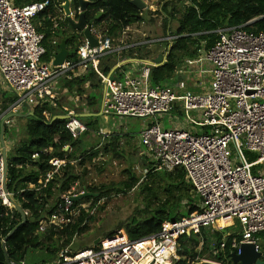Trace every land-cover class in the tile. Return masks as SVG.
<instances>
[{
  "label": "built area",
  "instance_id": "1",
  "mask_svg": "<svg viewBox=\"0 0 264 264\" xmlns=\"http://www.w3.org/2000/svg\"><path fill=\"white\" fill-rule=\"evenodd\" d=\"M48 5L45 2L18 7L15 0H0V86L8 87L18 97L8 112L20 113L23 104L30 111L44 104L57 109L62 82L93 71L105 88L99 112L118 118H154L155 122L137 135L143 148L157 171L172 173L183 169L200 198L197 212L178 221L164 222L157 234L131 240L120 230L100 239L91 248L62 250L53 264H177L181 237L189 233L200 236L203 228H211V233L227 229L231 225L216 228L217 221L225 217L237 220L243 237L240 242L233 240L232 249L236 251L232 253L239 255L243 243L253 244L260 251L258 235L264 233V33H250L242 27L219 30V40L213 48L200 51L196 59L186 60L184 70L179 72L185 79L175 91L152 84L151 68L155 65L145 62L151 58L140 60L134 56L119 60L112 74L103 73L105 61L112 55L147 44L129 40L134 31L131 26L118 36L110 35L107 25L94 26L91 32L98 42L96 47H91L83 36L75 57L70 58L69 54L59 66H54V56L50 63H44V35L37 31L34 20ZM62 18L67 21L65 14ZM58 25L55 23L54 28ZM124 61L127 63L120 65ZM193 72L197 75L191 82L187 76ZM62 108L64 115L69 116L67 129L75 138L92 131L77 116V109ZM175 110L185 112L189 124L201 129L195 128L194 133L185 127L164 129L156 118ZM98 133L103 140L117 136L103 130ZM232 145L238 159L233 158ZM244 149L257 154V160L248 162ZM37 157L38 154L33 156ZM50 164L59 170L67 162L53 159ZM258 165L262 169L254 175L252 169ZM54 174L55 171L47 173L39 184L45 186ZM5 184L4 153L0 145V200L14 209L15 203L11 194L8 198ZM77 195L80 194L75 192L64 197L60 213L70 211L73 205L70 197ZM49 223L63 228L71 220L54 215ZM224 249L222 244L220 250H213V257ZM202 260L228 264L231 258L229 255L222 262L206 258L195 261Z\"/></svg>",
  "mask_w": 264,
  "mask_h": 264
},
{
  "label": "trees",
  "instance_id": "2",
  "mask_svg": "<svg viewBox=\"0 0 264 264\" xmlns=\"http://www.w3.org/2000/svg\"><path fill=\"white\" fill-rule=\"evenodd\" d=\"M89 1L94 4L89 7L87 15L91 18L93 15L103 13V18L97 24L106 22L109 34L112 36H118L123 29L129 26L148 22L149 15L147 16L145 11H139L130 3V0ZM45 2H49L48 7L34 20V22L36 19L40 21L36 28L44 35L43 46L46 54L42 61H51V58L59 52L63 39L68 41L67 47L73 50L70 58L75 57L78 46L84 40L83 35L80 33L68 35L67 21L65 25L60 23L61 28L58 30L54 28V20H58L59 14H62L61 6L64 0H15V5L23 7ZM158 2L161 5L159 13L164 14L162 15L164 32L173 39L165 41L166 46L159 52L167 55L165 63L151 68V81L155 86H162L174 78H178L179 83L184 80V75H178L180 64L186 62L187 59H196L200 51L213 48L219 40L217 33L219 30L242 27L250 33H264V0H158ZM72 6L77 15L78 2L74 0ZM174 21H177L178 27L175 31H170L171 22ZM150 22L152 23L153 20ZM142 46L109 57L113 62L104 64L103 73L108 75L119 60L134 56L140 60L150 59L141 55ZM96 78L97 74L90 71L84 76L62 82L61 86L71 94L83 96L85 86L93 83ZM87 100V109L92 110V113L98 112L96 98L89 95ZM14 102L15 100L11 103L7 102L6 95L0 93V118ZM59 105L58 102V107ZM75 109H80V107ZM57 111L50 104L34 107L32 114L26 118V138L8 153V191L15 205L27 215L23 223L22 214L15 208L9 209L4 206L0 200V264H10L14 261H25L28 264L29 254L38 250L45 251L47 258L34 264H50L62 250L68 247L73 251L85 249L83 245L75 246L74 238L87 230L88 227L83 225L86 218H89V213L85 209H80V215L75 217L73 211L88 199H92L95 205L103 198L110 197L113 192L126 194L137 185H139L140 193L144 195V209L136 211L137 215H133L127 223H121L118 226V230H125L131 240L157 234L164 222L178 221L199 210L197 204L200 198L187 181L183 169L168 173L157 171L152 167L147 175L149 180L141 184L140 179L131 170H126L124 173L128 174L127 181L120 184L86 187L83 192L98 196H89L79 202H73L68 213H60V207L65 204L64 197L75 193L72 192L74 184L83 182L84 176L74 172L75 165L78 163L85 167L87 163L97 159L102 153L119 156V142L122 136L109 138L106 140L109 142L103 147H99V142H96L99 145L95 146L90 139L91 133L99 132L100 129H96L92 118L81 119L92 131L75 138L67 129V120L53 121V118L58 116ZM9 136L10 128L6 125L7 140ZM129 137L134 136L129 134ZM87 147L91 148L88 150ZM66 148L69 149L66 150ZM77 152H80L79 156ZM36 154L38 157L34 159L33 156ZM53 159L66 161L67 164L57 170L50 164ZM51 171H55L53 177L45 186L40 185L41 178H45ZM31 185L34 187L31 188ZM54 215H58L60 219L71 220V223L63 228L51 226L42 233L40 231L42 222L49 223ZM229 230L215 231L209 235L206 230L202 229V239L193 234L181 237L178 249L180 261L177 264H189V262L203 259L206 253L211 255L210 260L222 262L233 251H236L232 249L233 240L235 238L239 242L243 240L240 234L241 229H236L234 233H228ZM117 232H110L106 237H111ZM224 236H226L225 240H223ZM258 237L261 239L260 252L263 253L262 261L264 262V233ZM199 239L203 242L202 250L196 252L190 245H198ZM45 240L51 241L52 244H45ZM4 241H6L5 244ZM222 244H225L224 251L220 252L216 258L213 257V250H220ZM228 264L232 262L229 261Z\"/></svg>",
  "mask_w": 264,
  "mask_h": 264
},
{
  "label": "rangeland",
  "instance_id": "3",
  "mask_svg": "<svg viewBox=\"0 0 264 264\" xmlns=\"http://www.w3.org/2000/svg\"><path fill=\"white\" fill-rule=\"evenodd\" d=\"M147 4V9L144 10L145 14L148 16V22H145L140 25H134L132 28L134 31L130 33V41H144L147 42L145 46L141 47V55L145 57H153L155 53L163 50L166 46L165 41L169 36L164 32L162 26V13H159V9L161 5L158 0H143ZM73 10V6H72ZM63 15L59 14L58 21V30L61 28L60 23L65 25L64 19L60 20ZM150 20H153L151 23ZM37 26L40 21L36 19L34 22ZM55 24V23H54ZM102 26L106 25V22L101 23ZM178 27L177 21L171 22L170 31H175ZM149 41L152 43L149 44ZM61 44V43H60ZM70 53H73L71 47L68 48ZM150 54V56H148ZM53 58H51V61ZM45 61V60H43ZM50 61V62H51ZM44 62V63H50ZM106 63H112V59H107ZM185 62L180 64L179 72L183 71L185 67ZM178 72V75H180ZM197 73H192V75H188L187 78L192 82L193 77H196ZM94 83V84H93ZM93 83H88L85 86V94L83 96H78L77 94H71L68 91H65L62 86H60V91L58 93V101L60 103V107L57 108L58 116L64 115L65 111L62 107H66L67 109H74L76 107H80L77 109L78 114H86L87 109V97L92 95L96 98V109L99 112L101 110L102 101H103V91H104V83L97 76L96 80ZM93 84V85H92ZM179 79L174 78L171 82L162 85L165 89H173L178 91ZM190 89V87H189ZM0 93L6 95V101L11 103L14 100H17V96L8 87L0 86ZM12 106V105H11ZM10 106V107H11ZM84 110H83V109ZM88 110V109H87ZM28 111V107L23 104L19 112L26 113ZM85 111V112H84ZM92 111V110H88ZM92 113V112H91ZM77 114V115H78ZM92 120L96 124V129H100L103 131H114L116 130L117 136L120 137V155H105L104 153L100 154V156L86 164V166H80L78 163L75 165V173L80 174L83 177V182L80 181L74 184L72 188V192H76L81 194L86 187L89 186H113L120 184L124 181H127L128 174L124 173L126 170H131L139 179L140 184L144 181L149 180L147 175L149 173V169L154 167L155 163L151 157L147 154L142 145H140L138 138V133L143 130L146 125L155 122V119H134V118H118L111 116L99 115L96 117H91ZM87 119V118H85ZM159 121L160 125L163 124L164 129L171 130L175 127H185L186 130L190 133H194L196 129H201L198 125L189 124L188 116L185 112H179V110H175L171 112L169 115L159 116L156 118ZM146 124V125H145ZM10 128V136L9 140L5 137L6 147H7V155L10 151H12L22 140H24L27 136V122L26 118H14L8 121L6 124ZM5 125V126H6ZM145 125V126H144ZM196 128V129H195ZM99 130V131H100ZM127 133V134H123ZM129 134L134 137H129ZM116 137V136H115ZM91 142L95 143L94 145L99 147H103L104 144L108 143L106 141L108 139L103 140L102 136L99 135L98 132L91 133ZM99 142V144H96ZM1 145V143H0ZM91 147H87L89 150ZM69 148H66L68 150ZM233 158L238 159L237 151L234 146H231ZM80 152H77L79 156ZM244 155L248 162L252 163L257 160V154H253L246 149H244ZM262 166L258 165L252 169L253 174L255 175L257 171H260ZM85 170V171H84ZM86 172V175H84ZM31 188L34 185L30 186ZM78 196V195H77ZM80 209H85L87 213H89V218L87 217L86 222L83 226H87V230L79 235H76L74 238V245H83L86 248H91L94 246L95 241L105 238L110 232H117L118 226L121 223H127L129 219L133 215H137L139 211L144 209V195L140 193L139 185H137L133 190L128 191L126 194H117L113 192L110 197H105L97 204L94 205L92 199H88L83 202L79 206L78 209L73 211V215L75 217L80 215ZM137 211V212H136ZM231 220H218L216 223V228H224L225 226H230L227 229H230L228 233H234L236 229H241L237 220L230 218ZM234 224V225H232ZM51 228L50 223L42 222L41 224V232H45L47 229ZM234 228V229H233ZM206 230L207 234H211V228H203ZM125 232V230H123ZM126 233V232H125ZM196 236V235H193ZM202 239V236H197ZM211 237V236H204ZM203 237V239H204ZM199 239V240H200ZM45 244L51 245L52 242H47L45 240ZM189 244V243H188ZM194 251L200 252L202 250V241H199L198 245H190ZM85 248V249H86ZM45 251H32L28 258V264H34L35 262L42 261L46 259ZM60 254V253H59ZM59 254L56 258L50 263L53 264L59 259ZM210 254L206 253L204 258L211 259Z\"/></svg>",
  "mask_w": 264,
  "mask_h": 264
},
{
  "label": "water",
  "instance_id": "4",
  "mask_svg": "<svg viewBox=\"0 0 264 264\" xmlns=\"http://www.w3.org/2000/svg\"><path fill=\"white\" fill-rule=\"evenodd\" d=\"M74 0H64V4H62L61 9L64 11L65 16H67V22L70 28L77 33L82 34L90 43L91 47H96L98 45L97 40L94 38L92 35L91 29L94 27L95 21H99L100 17L103 15V13H98L95 19L91 22H88L86 19L87 11L91 5L94 4V2H91L89 0H76L78 2L79 8H78V16L77 19L75 16L76 15L73 10H72V4ZM130 3L136 7L139 11H144L146 10L147 4L143 0H130ZM255 22V21H253ZM67 44L68 41L66 39H63L61 41V44L59 46V52L54 55V66H59L64 63V61L68 57V49H67ZM166 61V55L164 54H159L156 58H152L150 60H145L146 63L155 65V66H161L165 63ZM127 63V61L121 62L120 65H124ZM118 67H114L111 71L110 74H112ZM105 90V88H104ZM9 110V109H8ZM32 114L30 110L27 111V113H15V112H8L4 114V117L0 121V143L1 147L3 149L4 153V164H5V179H6V184H5V192L9 197V191L7 187V176H8V170H9V165H8V155H7V147H6V142H5V125L6 123L14 118H27ZM102 115L100 112L98 113H86V114H78L77 116L80 117L81 119L83 118H91V117H96ZM60 119V120H68L69 116L68 115H60L56 116L53 118V121ZM97 197V194H89V193H82L78 196H73L70 197V200L72 202H79L80 200H83L84 198L87 197ZM15 209H17L23 216V223L26 221V213L17 205H15ZM191 234L189 233L188 236ZM100 239L95 241L94 245H97L99 243ZM6 241L3 243L5 244ZM230 258L232 261V264H264L262 261L263 259V253L258 251L256 246L253 244H248V243H243L240 248V254L238 255L237 253H232L230 254ZM192 264H218L214 263L208 260H202V261H195Z\"/></svg>",
  "mask_w": 264,
  "mask_h": 264
},
{
  "label": "flooded vegetation",
  "instance_id": "5",
  "mask_svg": "<svg viewBox=\"0 0 264 264\" xmlns=\"http://www.w3.org/2000/svg\"><path fill=\"white\" fill-rule=\"evenodd\" d=\"M75 17L76 16H78V15H74ZM87 17H86V19H87V21L88 22H91V21H93L94 19H95V17L97 16V15H93L91 18L89 17L90 15H86ZM101 18H103V15L100 17V19H99V21L101 20ZM76 19H77V17H76ZM99 21H95V24H94V26L96 27V26H99V25H102L101 23L100 24H97V22H99ZM107 25V24H106ZM137 25V24H136ZM134 26V25H133ZM133 26H131V27H133ZM69 25L67 26V30H68V35H75V34H77V32L76 31H74V30H72L71 28L69 29ZM130 27V26H129ZM134 30V29H133Z\"/></svg>",
  "mask_w": 264,
  "mask_h": 264
},
{
  "label": "crops",
  "instance_id": "6",
  "mask_svg": "<svg viewBox=\"0 0 264 264\" xmlns=\"http://www.w3.org/2000/svg\"><path fill=\"white\" fill-rule=\"evenodd\" d=\"M144 2H145V1H144ZM56 21H58V20H54V23H56ZM68 48H69V47H67V49H68ZM68 51H69L68 54H70V50H68ZM159 52H161V51H159ZM159 52H158L157 54H155L153 57H157V56L160 54ZM153 57H150V58H153ZM145 125H146V124H145ZM145 125H144V126H145ZM108 132H110V131H108ZM111 132H114V131H111ZM115 132H116V130H115ZM140 132H141V131H140ZM140 132H139V133H140ZM123 134H127V133H123ZM137 139L139 140L140 145H142V144H141V141H140V139H139V137H138Z\"/></svg>",
  "mask_w": 264,
  "mask_h": 264
},
{
  "label": "bare ground",
  "instance_id": "7",
  "mask_svg": "<svg viewBox=\"0 0 264 264\" xmlns=\"http://www.w3.org/2000/svg\"><path fill=\"white\" fill-rule=\"evenodd\" d=\"M221 220H231V219L229 217H225V218H223Z\"/></svg>",
  "mask_w": 264,
  "mask_h": 264
},
{
  "label": "clouds",
  "instance_id": "8",
  "mask_svg": "<svg viewBox=\"0 0 264 264\" xmlns=\"http://www.w3.org/2000/svg\"><path fill=\"white\" fill-rule=\"evenodd\" d=\"M64 4V3H63ZM74 12V11H73ZM75 13V12H74ZM61 15H64L63 13Z\"/></svg>",
  "mask_w": 264,
  "mask_h": 264
}]
</instances>
